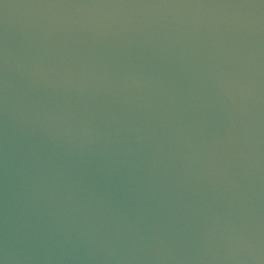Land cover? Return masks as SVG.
Masks as SVG:
<instances>
[{
	"label": "water",
	"instance_id": "water-1",
	"mask_svg": "<svg viewBox=\"0 0 264 264\" xmlns=\"http://www.w3.org/2000/svg\"><path fill=\"white\" fill-rule=\"evenodd\" d=\"M0 264H264V0H0Z\"/></svg>",
	"mask_w": 264,
	"mask_h": 264
}]
</instances>
